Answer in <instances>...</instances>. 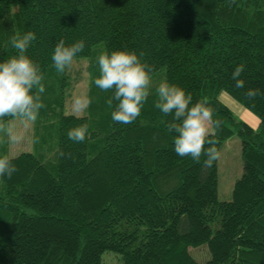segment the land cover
<instances>
[{"label":"trees","instance_id":"trees-1","mask_svg":"<svg viewBox=\"0 0 264 264\" xmlns=\"http://www.w3.org/2000/svg\"><path fill=\"white\" fill-rule=\"evenodd\" d=\"M27 31L36 35L27 55L40 66L45 106L33 151L12 156L17 171L0 176V264H102L105 250L119 253L113 264H264V0H0V62L16 54L11 37ZM60 39L85 42L76 56L88 60L85 115L62 112L68 82L52 60ZM124 48L153 66L132 124L112 120L113 93L94 83L98 54ZM163 79L193 103L207 99L218 150L240 138L242 173L229 200L217 196V161L206 168L203 156L175 153L172 116L154 105ZM250 88L260 93L251 100ZM222 90L258 117L256 127L236 119ZM85 123L86 139L70 140L69 129ZM200 244L203 262L189 250Z\"/></svg>","mask_w":264,"mask_h":264},{"label":"clouds","instance_id":"clouds-1","mask_svg":"<svg viewBox=\"0 0 264 264\" xmlns=\"http://www.w3.org/2000/svg\"><path fill=\"white\" fill-rule=\"evenodd\" d=\"M35 39L36 35L32 31L13 35L11 45L16 54L0 62V136L7 137L9 143L20 142L22 134L14 129L11 120L5 121L4 117L35 121L40 109L45 106L41 100L45 86L40 66L27 55V49ZM84 47L82 39L71 45L60 39L52 55L56 71L63 73ZM143 56L142 52L137 54L126 48L111 52L105 49L98 54L100 74L94 83L102 91H112L107 105L112 109L111 118L114 122L132 124L150 95L153 66L143 61ZM243 71L244 65L239 64L232 72V80L238 89L245 87V81L240 78ZM259 94L258 90L251 88L244 93L250 100ZM155 95V107L164 115L172 116L167 129L175 133V153L181 157L190 156L197 163L203 156V166L212 167L220 152L217 147L219 140L211 127L214 109L207 99L200 98L193 103L192 94L166 79L160 80L155 86ZM113 101L116 102L115 106ZM74 103L77 110H82L90 101L77 98ZM221 126L222 121L216 119L214 128L219 129ZM87 134L88 125L85 123L69 129L67 136L74 142L82 143ZM12 160L7 154L0 155V176L6 175L10 179L17 171Z\"/></svg>","mask_w":264,"mask_h":264},{"label":"rangeland","instance_id":"rangeland-1","mask_svg":"<svg viewBox=\"0 0 264 264\" xmlns=\"http://www.w3.org/2000/svg\"><path fill=\"white\" fill-rule=\"evenodd\" d=\"M87 64L88 60L86 57H75L72 64L64 71L66 76L65 80L68 82L62 107V112L64 114H74L78 116L87 114L88 105L82 110H77L74 103L77 98L88 101L89 81ZM218 98L233 111L236 119H246L245 114H249V116L252 117V120H249L250 123L256 127V124L253 123V119L255 118L258 120V117L246 109L229 93L222 90ZM9 120L12 121L14 129L22 134V139L18 143L8 142V155L12 157L23 151H33L34 121L26 122L22 118L13 117ZM219 152L220 155L217 160L218 199L229 200L231 198L232 186L242 173L243 161L241 157L240 138L233 134L223 143ZM189 250L200 262H203L209 257V252L205 244L189 246ZM101 261L102 264H113L119 261V253L105 250L101 254Z\"/></svg>","mask_w":264,"mask_h":264},{"label":"crops","instance_id":"crops-1","mask_svg":"<svg viewBox=\"0 0 264 264\" xmlns=\"http://www.w3.org/2000/svg\"><path fill=\"white\" fill-rule=\"evenodd\" d=\"M245 116H246V119H243V120H245L248 124H250L252 127H254L253 125H252V123H250V121L249 120H252V117L251 116H249V114H245ZM247 118H249V119H247ZM252 122V121H251ZM253 123L254 124H256V126H257V124H258V120H256L255 118L253 119ZM229 139V138H228ZM227 139V140H228ZM226 140V141H227ZM217 179H218V177H217ZM218 182V181H217ZM217 196H218V184H217Z\"/></svg>","mask_w":264,"mask_h":264}]
</instances>
